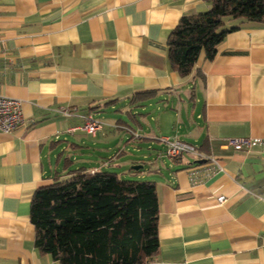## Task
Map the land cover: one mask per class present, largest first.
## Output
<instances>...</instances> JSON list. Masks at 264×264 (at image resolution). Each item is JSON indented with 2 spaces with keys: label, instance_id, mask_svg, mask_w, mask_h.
<instances>
[{
  "label": "crops",
  "instance_id": "obj_1",
  "mask_svg": "<svg viewBox=\"0 0 264 264\" xmlns=\"http://www.w3.org/2000/svg\"><path fill=\"white\" fill-rule=\"evenodd\" d=\"M209 6V0H0V93L20 101L24 120L0 131V264H59L34 245L35 189L67 169L110 170L125 161L119 156L128 149L111 144L121 123L96 119L101 126L92 134L69 129L120 101L142 108L157 99L166 103L156 126L175 129L159 138L191 143L202 157L184 153L167 161L160 154L143 172L142 161L129 160L133 178L154 174L158 196V249L147 264H264V144H226L264 135V21L226 20L235 28L212 59L201 52L188 75L174 70L167 55L180 17ZM129 131L135 143L154 136Z\"/></svg>",
  "mask_w": 264,
  "mask_h": 264
},
{
  "label": "trees",
  "instance_id": "obj_2",
  "mask_svg": "<svg viewBox=\"0 0 264 264\" xmlns=\"http://www.w3.org/2000/svg\"><path fill=\"white\" fill-rule=\"evenodd\" d=\"M201 12L180 17L166 46L170 64L188 75L201 52L208 59L228 19L264 21V0H209ZM159 202L153 181L84 166L54 175L30 202L34 245L59 264H147L158 249Z\"/></svg>",
  "mask_w": 264,
  "mask_h": 264
},
{
  "label": "rangeland",
  "instance_id": "obj_3",
  "mask_svg": "<svg viewBox=\"0 0 264 264\" xmlns=\"http://www.w3.org/2000/svg\"><path fill=\"white\" fill-rule=\"evenodd\" d=\"M153 105L150 104H145L144 107L140 106H132L129 102H123L120 101L116 103L115 105H110L107 107H104L103 109L99 111H95L93 114L94 119H98L101 122H109L112 124H115L117 122L121 123L118 125V128H114V131L118 135V138H115L112 140V146H118V148L121 147H126L128 150L126 153L121 154L119 157L124 158V162L120 167H109L111 171L117 172L120 176L122 177H127V178H133L136 176L133 170H131V163L129 162L130 159L132 160H138L142 161L143 163V169L141 168L140 172H143L146 170V168L149 165H152V161L156 156H159L162 154V157L169 161L168 156L165 155V153H160L162 151L161 147V142L158 141L159 134H167V135H172L175 130L172 128L171 124L165 127H157L156 122L154 121V117L159 115V113L162 112L163 105L166 103L165 100H155L152 101ZM161 107L160 108H157ZM145 109V110H144ZM160 109V110H159ZM129 111H135L136 113L134 116L129 115ZM138 111V112H136ZM138 113V114H137ZM172 115V114H171ZM139 122L140 126L136 123ZM130 127V128H128ZM129 130H135V132L141 136L144 135L145 132H151L154 134V136L150 138H141L140 141L135 143L132 141L130 138V131ZM178 134L180 136L184 135L182 134L183 128L177 129ZM79 137H84V135L79 136ZM85 138V137H84ZM69 139L75 140L76 137L74 135H70ZM122 140V143H120ZM135 144H138L140 149L139 151L135 152L133 151V148ZM150 144L149 146H147ZM115 148V147H114ZM116 147L115 150L118 149ZM101 154L107 155L106 153L101 152ZM146 156V157H144ZM95 160L99 161L101 160L99 156H96ZM139 162L138 164H140ZM130 172V173H129ZM136 173V172H135ZM145 177L143 179L145 180H151L154 174L152 172H145Z\"/></svg>",
  "mask_w": 264,
  "mask_h": 264
},
{
  "label": "built area",
  "instance_id": "obj_4",
  "mask_svg": "<svg viewBox=\"0 0 264 264\" xmlns=\"http://www.w3.org/2000/svg\"><path fill=\"white\" fill-rule=\"evenodd\" d=\"M62 113L66 115L70 114L67 110H64ZM23 121L20 101L0 93V131L10 132L22 125ZM100 126L101 123L98 120L94 119L91 114H87L83 116L82 126L74 127L69 130L74 131L75 129H80L86 133L92 134ZM159 140L162 144L164 153L169 157H178L184 153L192 154L197 158L202 157L196 146L186 141L166 136L160 137ZM226 144L235 149L249 148L256 144H264V135L258 137L229 138ZM220 201H224V199L220 198Z\"/></svg>",
  "mask_w": 264,
  "mask_h": 264
},
{
  "label": "water",
  "instance_id": "obj_5",
  "mask_svg": "<svg viewBox=\"0 0 264 264\" xmlns=\"http://www.w3.org/2000/svg\"><path fill=\"white\" fill-rule=\"evenodd\" d=\"M140 167V165H134L133 169H138Z\"/></svg>",
  "mask_w": 264,
  "mask_h": 264
}]
</instances>
